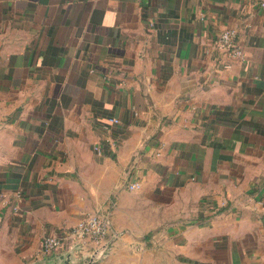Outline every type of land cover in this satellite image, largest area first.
Masks as SVG:
<instances>
[{"label": "crops", "instance_id": "obj_1", "mask_svg": "<svg viewBox=\"0 0 264 264\" xmlns=\"http://www.w3.org/2000/svg\"><path fill=\"white\" fill-rule=\"evenodd\" d=\"M88 212L94 264H264V0H0V264Z\"/></svg>", "mask_w": 264, "mask_h": 264}, {"label": "built area", "instance_id": "obj_2", "mask_svg": "<svg viewBox=\"0 0 264 264\" xmlns=\"http://www.w3.org/2000/svg\"><path fill=\"white\" fill-rule=\"evenodd\" d=\"M234 37L235 31L225 28L216 39V45L234 57H241L243 55L242 50ZM113 120L117 121L114 118ZM129 186L136 188L139 183L131 182ZM109 228L110 221L106 217L96 212L84 213L75 224L62 230L59 234L42 237L41 257L49 258L54 255H63L69 250H73L77 256H90L101 246L109 243V247L110 240H105Z\"/></svg>", "mask_w": 264, "mask_h": 264}, {"label": "water", "instance_id": "obj_3", "mask_svg": "<svg viewBox=\"0 0 264 264\" xmlns=\"http://www.w3.org/2000/svg\"><path fill=\"white\" fill-rule=\"evenodd\" d=\"M108 244L99 247L90 256H77L74 254L73 250H69L63 255H54L30 264H94L105 255Z\"/></svg>", "mask_w": 264, "mask_h": 264}]
</instances>
